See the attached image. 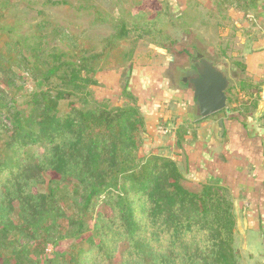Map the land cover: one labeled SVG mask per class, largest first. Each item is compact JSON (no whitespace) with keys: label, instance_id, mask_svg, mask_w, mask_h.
I'll use <instances>...</instances> for the list:
<instances>
[{"label":"trees","instance_id":"16d2710c","mask_svg":"<svg viewBox=\"0 0 264 264\" xmlns=\"http://www.w3.org/2000/svg\"><path fill=\"white\" fill-rule=\"evenodd\" d=\"M261 1L250 0L253 6ZM82 3L76 10L91 11L94 24L109 23L114 32L99 44L63 33L71 41L59 48L47 42V19L29 36L17 35L12 4L0 0V255L5 250L11 254L1 264H35L17 242L19 236L36 242L43 252L56 245L59 222H66L65 230L72 233L65 238L79 242L70 253L59 254L58 264H108L121 244L119 264H239L228 188L215 177L192 188L187 170L176 161L140 157L145 121L139 107L112 106L99 101L93 90L99 73L133 63L136 41L131 34H148L143 29L157 26L164 14L146 16L139 0L116 19L88 0ZM152 44L168 53L176 47L175 41ZM16 69L38 73L39 88L31 95L28 112L3 104L6 89L16 85ZM128 87L126 80L125 93ZM127 98L136 102L129 93ZM30 148L37 152L27 154ZM46 175L72 185L79 197L76 213L57 208L53 190L39 191ZM100 204L105 212H96ZM15 211L19 227L12 217Z\"/></svg>","mask_w":264,"mask_h":264},{"label":"rangeland","instance_id":"374dc122","mask_svg":"<svg viewBox=\"0 0 264 264\" xmlns=\"http://www.w3.org/2000/svg\"><path fill=\"white\" fill-rule=\"evenodd\" d=\"M88 1L89 4L98 8L102 14L122 19V9L128 8L134 1L139 0ZM142 1L144 2L142 13L146 16L150 15L153 18L159 11L164 16L160 17L162 19L157 23V26H148L143 29L148 34L141 32H133L131 34L132 39L136 41L134 55L136 68L128 78V84L131 85V81L135 79V84L138 86V80L148 77L150 79L148 86L152 85L153 87H144L143 89V86H141V88L137 87V89L147 91L144 92L147 93L145 94L147 98L152 97V102L149 103L151 106L153 105L156 108L162 109L163 105L167 106L169 104L171 108H174V91L180 87L184 88L181 85L180 79L183 73L180 68L182 66H189V58H194L198 54L211 59L228 74L231 79L230 92L236 89V85L240 81L248 77L245 74V70H243L244 54L251 49L252 43L255 41L263 40L264 42V0L257 6H253L250 0ZM10 2L12 4L10 11L12 26L16 34L19 36H29L33 33L35 25L47 19L49 22L47 34L50 36L47 42L52 47L67 48V42L71 41V39L65 40L63 38V33L67 32L74 34L80 40L83 38L92 40L95 44H99L114 32L109 23L94 24L95 16L91 11L79 12L76 10L79 5H84L82 0H10ZM57 2L64 4L60 6L52 5V3ZM137 8L133 10L134 14L137 13ZM174 17H181V19L174 21ZM166 36L171 37L167 42L164 38ZM51 38L54 39L52 40ZM153 41H159L160 44L175 41V51L173 53L161 51L159 54L156 49L157 47L152 44ZM127 70L128 67L121 69L113 88L110 86H112L111 82L114 78H110L112 75L109 74H105L107 77L102 79L100 86L93 87L96 96H99V101L109 102L112 106H122L126 103H134L138 106L135 97L136 102L127 98L128 93L133 95L129 89L130 87L128 88V93L124 92ZM16 72V85L13 89H6L8 100L3 101V104L22 112H28V102L31 95L39 88L38 73L25 69H16ZM162 83L165 85L162 93L164 95L169 93L168 95L172 97L170 102L162 98L161 94H158L159 87L157 89L155 87ZM3 88L5 87L3 86ZM108 94L109 96L112 94L115 97H113L114 100L108 99ZM230 94L233 96V92ZM187 103L189 107L191 106L190 111L195 113L193 101L189 100ZM60 109L62 112H65L67 110V103H61ZM164 127L163 124L157 123L154 129L153 137H160V142L151 143L150 137L144 136V134L140 135V157L151 155L160 156L164 159H174V148L171 143L174 140V136L172 139L171 136L169 137L172 127H166L169 133L167 136L163 135L164 137H162L160 135V128ZM145 133L147 134L146 129ZM34 152H37V148H30L27 154L31 155ZM176 162L185 169L181 157ZM193 175L189 176L185 172L189 185L192 188H196L197 182H200L202 178L201 176H196L197 174L195 173ZM52 190L55 195L54 201L57 208H61L69 215L78 211L77 204H79V201L76 198L79 199V197L76 195V191L72 185L58 184L46 175V184L39 186V191L49 194ZM96 212H105L104 206L100 204L96 208ZM12 217L16 226L19 227L21 225L19 212L15 211ZM65 226L66 222L58 223L57 227H59V230L55 234L56 245H47L43 252H40L41 248L38 247L36 242L28 241L22 236H19L17 242L23 245L30 259L35 264H58L60 260L59 254L70 253V247L79 242L75 239L69 240L65 238L66 234H72L65 230ZM122 250L123 244L119 246L116 258L108 264H119L120 252ZM236 250L238 252V249ZM37 253L40 254L37 255ZM238 255L240 254L238 253ZM9 256H11L10 252L8 253L6 250L2 251L0 264ZM53 259H56V262L50 263ZM239 264H241L240 256Z\"/></svg>","mask_w":264,"mask_h":264},{"label":"crops","instance_id":"0c3cea01","mask_svg":"<svg viewBox=\"0 0 264 264\" xmlns=\"http://www.w3.org/2000/svg\"><path fill=\"white\" fill-rule=\"evenodd\" d=\"M156 49L159 54L161 51L168 53L166 50ZM134 62L135 60L131 64V73L136 68ZM243 65L248 77L242 80L244 83L240 81L236 89L231 91L233 96L230 89L228 90L227 110L206 119L196 117V108L195 113L190 111L191 106H188L187 101L192 100L195 103V100L192 91L182 82L181 85L186 91L181 87L174 91V108L168 104L159 109L149 104L152 97L147 98L145 95L147 93H144L147 91H143L144 87H153L148 86L150 81L148 77L138 80L140 84L138 86L135 79L132 80L128 88L136 98L144 117L147 131L144 136L150 137L151 143L160 142V137H153L156 124L161 123L165 128L171 126L172 132L169 137L172 139L174 136L171 142L174 148L172 160L177 161L179 157L183 160L185 155L189 176L195 173L202 178L197 184L215 177L228 188L236 218L235 247L240 254V263L264 264L263 40L252 43L251 49L244 54ZM120 71L121 69H117L99 73L96 76L98 86L101 85L102 79L107 77L105 74H109L112 75L110 78H114L110 86L113 88ZM141 86L142 90L137 89ZM155 87L156 89L159 87L158 94L160 93L162 98L171 101L169 93L167 95L162 93L165 89L164 83ZM98 97L97 95L96 98L99 99ZM113 97L112 94L107 96L111 100H114ZM167 134L160 135L164 137L163 135Z\"/></svg>","mask_w":264,"mask_h":264},{"label":"water","instance_id":"95a60500","mask_svg":"<svg viewBox=\"0 0 264 264\" xmlns=\"http://www.w3.org/2000/svg\"><path fill=\"white\" fill-rule=\"evenodd\" d=\"M192 64V69L182 78V83L193 93L196 117L206 119L227 110V93L231 87L228 74L211 59L201 54L197 55V59L193 60ZM126 75L128 80L131 75V65L128 66ZM183 163L186 169L185 155H183Z\"/></svg>","mask_w":264,"mask_h":264},{"label":"flooded vegetation","instance_id":"af4514ba","mask_svg":"<svg viewBox=\"0 0 264 264\" xmlns=\"http://www.w3.org/2000/svg\"><path fill=\"white\" fill-rule=\"evenodd\" d=\"M196 59H197V56L194 57V58L193 57L189 58V66H182L180 68L181 72L183 73L182 76H181L182 78L185 77L186 73L192 69V67H193L192 62H193V60H196ZM182 78L180 79L181 82H182Z\"/></svg>","mask_w":264,"mask_h":264},{"label":"built area","instance_id":"2783aa9c","mask_svg":"<svg viewBox=\"0 0 264 264\" xmlns=\"http://www.w3.org/2000/svg\"><path fill=\"white\" fill-rule=\"evenodd\" d=\"M263 99H264V95H263V97H262ZM160 133L161 134H167L168 133V130H167V128H160Z\"/></svg>","mask_w":264,"mask_h":264}]
</instances>
